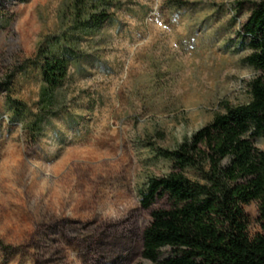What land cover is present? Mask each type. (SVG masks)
<instances>
[{"label":"rangeland","instance_id":"rangeland-1","mask_svg":"<svg viewBox=\"0 0 264 264\" xmlns=\"http://www.w3.org/2000/svg\"><path fill=\"white\" fill-rule=\"evenodd\" d=\"M73 1L0 0V264H155L141 256L139 189L169 171L156 148L249 100L258 72L240 32L254 0H117L33 141L11 100L37 111L38 45ZM245 211L253 235L257 202Z\"/></svg>","mask_w":264,"mask_h":264},{"label":"trees","instance_id":"trees-1","mask_svg":"<svg viewBox=\"0 0 264 264\" xmlns=\"http://www.w3.org/2000/svg\"><path fill=\"white\" fill-rule=\"evenodd\" d=\"M117 2L74 0L61 16L62 33L38 45L37 111L11 100L17 116L30 115L24 131L33 141L64 107L58 93L71 64L82 57L80 42L104 27ZM240 33L249 50L244 61L258 72L248 83L249 100L223 104V112L174 148H156L169 171L139 189L140 205L150 211L141 256L152 263L264 264V150L255 145L264 137V0L250 1ZM161 198L168 206L154 207ZM254 201L260 230L252 235L245 206Z\"/></svg>","mask_w":264,"mask_h":264}]
</instances>
